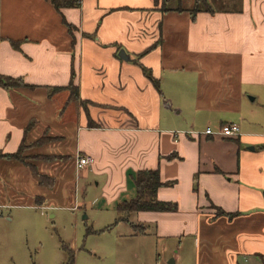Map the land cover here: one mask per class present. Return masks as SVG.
<instances>
[{"label":"crops","instance_id":"1","mask_svg":"<svg viewBox=\"0 0 264 264\" xmlns=\"http://www.w3.org/2000/svg\"><path fill=\"white\" fill-rule=\"evenodd\" d=\"M174 2L82 0L60 14L46 0H0V75L31 86L0 87V155L27 142L32 159L0 157V216L73 209L91 181L89 205L113 221L102 232L135 245L99 250L104 264H264V0H206L210 11L194 16ZM72 73L78 101L52 93ZM225 124L238 136L204 134ZM78 156L94 162L77 169ZM155 169L156 199L176 210L115 223L134 175ZM87 252L80 264H96Z\"/></svg>","mask_w":264,"mask_h":264},{"label":"rangeland","instance_id":"2","mask_svg":"<svg viewBox=\"0 0 264 264\" xmlns=\"http://www.w3.org/2000/svg\"><path fill=\"white\" fill-rule=\"evenodd\" d=\"M186 1L187 4L185 0H181L182 6L194 5L196 0ZM173 4L174 0L167 3ZM199 7L204 9L205 6ZM41 139L44 142L48 137L43 134ZM28 146L27 142L22 144L20 154L21 160L27 164L32 161L31 157L24 155ZM91 186V181L79 182L76 202L71 206L73 209L55 207L43 211L42 214L37 209L1 210L0 217L4 220H0V253L4 263L52 264L55 260L62 262L65 257L63 245H66L78 253V264L82 257H88L83 253L86 250L95 255L96 264H104L98 259L99 250L132 249L135 246L132 242H120L114 233L102 232L113 221L110 219V212L89 205L95 198ZM51 214L54 217L51 218ZM7 217L11 220L7 221Z\"/></svg>","mask_w":264,"mask_h":264},{"label":"trees","instance_id":"3","mask_svg":"<svg viewBox=\"0 0 264 264\" xmlns=\"http://www.w3.org/2000/svg\"><path fill=\"white\" fill-rule=\"evenodd\" d=\"M52 7L61 14V11L63 9H74L79 8L81 5L82 0H46ZM158 0H154L155 3H157ZM179 1V0H175ZM169 0H163V9H167V3ZM182 4L178 3V6H176L177 9L175 10H181ZM207 6L204 9L200 8L199 6ZM180 8V9H179ZM209 6L206 3V0H196L194 3L193 8L190 10L191 15H195L198 12H209ZM62 23L67 28L70 34H72L74 27L70 24H68L65 19L62 16ZM13 46L17 48V45L13 43ZM144 74L149 78V80L154 84L155 87H157L156 81L151 77V74L149 71L145 68H142ZM0 87L4 89H10V88H31V86L25 84L21 79L19 78H11V77H4L0 75ZM61 90H67L69 91V98L73 101H78V89L77 86L74 84V74H71L70 82L68 86L63 88H54L52 89V93L55 91H61ZM51 94V93H50ZM91 127H95V125H90ZM49 139H47L48 141ZM46 141H42V139H39L36 144L41 145L45 143ZM22 146L13 154L10 155H0V157L7 158L10 160H17L21 163L26 164L23 160L20 158ZM172 157V156H171ZM169 157V158H171ZM29 168L32 172V175L36 179L37 183L40 185L45 186H51L53 184V181L49 179L46 176H43L37 172V170L34 168V166L29 165ZM133 183L136 191V196L129 200V201H123L119 203L116 207V210L119 214H121V217H119L115 223L122 221L127 215L135 212H172L176 210V206L172 203L168 202H161L156 199V191L158 188L164 186L160 179L158 170H143L138 171L134 177H133ZM167 185V184H166ZM216 210V215H225L227 217H230L231 214H226L222 212L219 209ZM63 252L66 255V259L63 264H74V254L71 249H69L66 245H63Z\"/></svg>","mask_w":264,"mask_h":264},{"label":"built area","instance_id":"4","mask_svg":"<svg viewBox=\"0 0 264 264\" xmlns=\"http://www.w3.org/2000/svg\"><path fill=\"white\" fill-rule=\"evenodd\" d=\"M239 133V127L236 124H225L222 125L219 130L217 131V133L213 132L211 129L207 128L204 131L205 135L208 136H214L215 134L220 136V137H224V138H235L238 136ZM94 162L92 157L89 156H84V157H77L76 158V168L77 169H83L86 168L90 165H92V163Z\"/></svg>","mask_w":264,"mask_h":264},{"label":"water","instance_id":"5","mask_svg":"<svg viewBox=\"0 0 264 264\" xmlns=\"http://www.w3.org/2000/svg\"><path fill=\"white\" fill-rule=\"evenodd\" d=\"M118 57H119L120 59H122V60H125V61L129 60L128 55H126V54L124 53L123 50L119 51V53H118Z\"/></svg>","mask_w":264,"mask_h":264}]
</instances>
